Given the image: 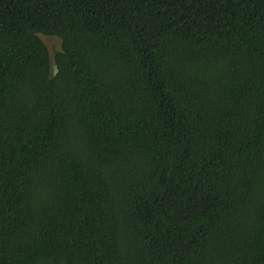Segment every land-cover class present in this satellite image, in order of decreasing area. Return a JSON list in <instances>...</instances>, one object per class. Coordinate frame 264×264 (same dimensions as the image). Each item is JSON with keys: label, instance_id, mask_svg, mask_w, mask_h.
<instances>
[{"label": "trees", "instance_id": "trees-1", "mask_svg": "<svg viewBox=\"0 0 264 264\" xmlns=\"http://www.w3.org/2000/svg\"><path fill=\"white\" fill-rule=\"evenodd\" d=\"M0 264H264V0H0Z\"/></svg>", "mask_w": 264, "mask_h": 264}, {"label": "rangeland", "instance_id": "rangeland-1", "mask_svg": "<svg viewBox=\"0 0 264 264\" xmlns=\"http://www.w3.org/2000/svg\"><path fill=\"white\" fill-rule=\"evenodd\" d=\"M44 42L47 44L51 56L53 57L55 50L59 49L60 47V40L56 37H50V36H41Z\"/></svg>", "mask_w": 264, "mask_h": 264}]
</instances>
